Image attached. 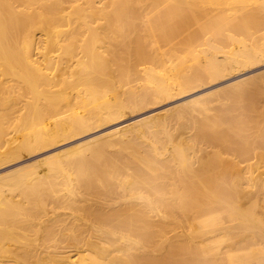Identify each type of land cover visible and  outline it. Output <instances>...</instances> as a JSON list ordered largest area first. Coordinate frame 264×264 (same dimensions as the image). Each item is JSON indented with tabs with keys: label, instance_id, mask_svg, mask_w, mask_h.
<instances>
[{
	"label": "bare ground",
	"instance_id": "bare-ground-1",
	"mask_svg": "<svg viewBox=\"0 0 264 264\" xmlns=\"http://www.w3.org/2000/svg\"><path fill=\"white\" fill-rule=\"evenodd\" d=\"M214 1L215 0H0V119L8 121L12 120L16 125V128L13 131L14 134L10 138H7L8 134L4 136L5 128L1 126L0 120V159L26 150H35L47 146L62 137L87 128L94 123L93 120L97 121L100 119L105 121L113 119L115 116L125 113L126 110L150 102L153 97L169 96L173 91L176 92L177 89L181 90L192 86L203 77H214L228 67L263 61L264 38H261V36L257 34L258 32L251 31L257 26L253 29L249 28L253 27L254 24H257L255 21L259 19H254V24L251 26L248 25V23H251V21L249 22V18L254 10L250 12L251 9L248 8V14L247 10L244 11V8L241 9L242 7H239L240 10H238L239 8H237V10L236 8L233 9V7L230 8L231 14L228 12V14H225L224 11L222 17L218 18L219 15L218 17L215 15V17H213L212 12L210 11L211 6H216V4L219 3L217 0ZM231 1L232 0L229 2ZM250 1L251 0L248 2ZM261 3L259 2V6ZM229 4V6H231V3ZM224 5L226 6V4ZM232 5L234 6L233 2ZM259 6H257L256 9L261 8ZM263 9H261V11ZM258 10H255V12ZM255 17L258 18L254 15V18ZM238 18L241 19V22H244V27L241 26L242 23L241 25H237L239 26V29L240 27H243L244 30L241 29L239 31H241V33L242 31L245 33L250 31L248 38L245 35L246 37H244L247 39L244 40L245 42L242 40L233 50L226 51L227 53L224 52L226 56L223 60H219L216 55V50H218V48L212 47V41H214L213 39H216L214 38V32L216 31V35L219 33L217 35L218 38L222 36H220V34H222L221 30L226 29L230 32V29H227L229 24H232L233 26L234 24H240V20L239 22L237 21ZM215 22L217 24H214ZM188 24H192V26H188L192 30L190 32L189 28L186 30ZM217 26L220 27V29L224 26V29L220 30ZM183 27L185 28L183 29ZM235 27L231 30V34L232 32L237 33ZM37 31H40V33L36 34ZM187 31L189 34H187ZM241 33H238L240 38H237H239V40L243 38L242 34L244 33ZM182 34H185L186 38L185 35ZM231 34L228 36L230 37V41H233L231 44H238L239 41H236L238 40L236 35L232 37ZM207 35H210L208 36L210 37L208 45L210 43H212V45L210 44V47L207 45L209 48L204 49V46L206 47L205 43H207L206 41L208 40L206 38ZM226 39L229 38L226 37ZM184 42H186L187 47L190 46L192 48L189 51L187 49L188 52L186 51L188 57L185 59L177 58V64L163 68L164 65L162 64L165 60H162L161 58L165 55V51H162V49H164L165 46L180 47L182 44L184 47ZM118 45L123 51H118ZM157 45L159 46L158 48ZM198 47H202L203 49H198ZM169 51H171L170 55L176 53L174 52V49ZM105 52L111 54H108L110 58L112 55L120 56L125 55V53L127 54L128 52L130 56L138 57L142 63L144 62V65L145 63L150 62L147 66L151 67H145L140 70L136 67L137 63L132 61L133 59H120L108 62L107 57L104 55ZM116 52L121 54L117 55ZM115 64L118 68H121V70L124 69L126 73V77H123L122 79L120 78V81L118 80L119 86L125 91V98L119 96L118 88L116 86L117 84L114 82L111 84L114 77L111 79L112 81L109 79L107 82L106 78H104L106 82L103 80V77H109L107 76L106 71H111V67ZM203 73L206 76H203ZM140 74L143 75L141 76ZM79 87H81V89L78 90L77 95H72L71 92ZM236 89L238 93L240 87L238 86ZM233 92H235V90ZM28 94H32L33 96L31 97V100L26 101L25 99ZM251 96L253 97V95ZM219 97L221 96H218L217 98ZM62 101L66 102V110L64 112L61 110V107H59ZM218 102L221 104V100ZM218 102L214 101V103ZM208 104H206L205 101L193 102L186 106V108H183V110H174L171 114L173 117L168 116V118L171 117L174 119L175 117L176 121V119H188L186 118L188 115H193V117H195L194 115L196 114L208 115V112L212 115L213 110L210 109H213V107H208ZM23 110L28 114L24 118L25 122L31 120L32 125L34 126L33 130L28 132V136H25L26 133L21 131L20 126L28 124L20 123L23 119ZM222 111H224L223 106ZM42 113L47 115H43ZM219 116L218 118H220ZM157 118L158 117L153 116L127 127L116 129L106 137L92 140L67 153L59 155L51 162L42 163V165L33 172L11 175L10 177L0 180V264H156L158 258L154 259L155 254H157V251L155 253V250V254L153 253V259L150 257V259L145 258L141 261V257H136V253L134 254L132 251L130 253V251L110 250L111 248H104L106 243L103 240H105V235H107V237L109 236L108 231L110 228L108 227L106 229V227L109 225L110 221L112 222V220L119 218L117 216L121 215L120 217H123V214H121L122 212L125 214L124 216L127 214L129 215L132 212H136L141 216L140 214L142 213L143 219L145 217L144 215H146V217L149 215H154V217L164 216L165 199L169 202L170 199H172V201L175 200L177 202L176 205L179 204L177 201L178 199L180 200L179 202H183L187 198L185 196L186 188L184 189L185 191L183 195V189L179 187L181 188V191L179 192H182L180 193L182 196L175 191L177 194H175V192L174 195L173 193H168L171 194V196L168 195L170 199H162L158 197L159 204L152 206V203H150L151 208H149V210L145 209L146 211L138 210L139 207H144L142 204V206H138V204H130L127 208H122L124 211H119L120 213H118V210H116V207L113 205L107 207V209L111 210L113 208L116 210L114 211L115 213H113V209L112 211L107 212L105 207H101L102 210L97 209L98 211H95V209L93 211L92 206H89V208L87 207V204L83 202L84 206L86 205L84 207L81 201L79 202L77 198L79 197L78 199L83 200L84 194H81V190L84 191V193L85 191L88 192L87 194L85 193V195H89L86 196L88 197L87 203H89V201L91 202L89 199L93 198L92 200L94 201L101 197V192L99 194L101 188H106L103 190L105 192L107 191V194L108 192L110 194L112 188L109 187V184H111L112 181L113 183L114 181L116 182L114 179H118V175H121L123 172L115 171L116 173L114 174H112V172L107 174L106 169L108 168L102 169V164L104 165V162L114 155L120 156L121 159H125L124 162L121 163L126 164V160H128L129 162L138 165V167L140 166L139 170L140 168H143L145 170L144 172H148L149 175H152V177L155 176V179H157L158 175L163 171L162 165L165 160V156L163 155H168L171 152L170 147L173 146L170 145V147H167L166 145V147H162L164 142L161 143L160 140H163L164 137L168 139V136H165L168 130H166V132L162 131L164 137L162 133H160L162 135H159L157 129L162 125V120L160 121ZM218 118L216 119L218 120ZM165 119L167 120V118ZM46 120H50V122L46 123ZM191 122H193V120ZM161 129L163 130L164 128ZM156 133L163 138L157 141L156 137L159 136H155ZM207 139L209 140V138ZM158 142H160L159 145H163H157ZM167 143L168 145L169 143L171 144L169 139ZM220 143H218V146ZM238 143L239 142L237 141H233L232 147L233 144H235L236 147ZM145 145L146 147L148 146L149 149L151 148V152L145 148ZM239 145L240 144H238V146ZM162 150L164 151L162 152ZM161 157H164L162 158L163 160ZM123 159L121 161H123ZM160 160H162L163 164ZM124 165L122 164L121 167ZM105 167H108V165ZM168 167H170V165H168ZM130 170H132V168ZM142 171H140L139 174H141ZM164 171L167 170L164 169ZM113 175H116L117 177L113 179ZM115 184L116 183H114V185ZM142 185L144 186L145 184ZM188 186H190V184ZM75 187L79 188L78 191L80 193H76L75 189L77 190V188ZM171 190L174 189L172 188ZM196 194L193 195L197 197ZM18 197L21 199L23 198L22 201L25 200L24 202L26 203H22L21 205V203L18 202L19 200H16ZM86 197H84V201H86ZM176 197L178 198L176 199ZM214 199L215 201L217 200L216 198ZM109 200L110 198L108 201ZM76 201L82 205L78 206L79 204L78 202L76 203ZM156 201L155 203H157ZM191 201L193 200L191 199ZM194 201L197 203L199 200L198 198H194ZM253 201H251V203ZM254 202V205L249 204L250 207L246 206L247 208L239 207L238 210L243 216L250 218L257 214L258 211L257 203L256 201ZM148 204L149 203H147V206ZM198 204L199 203L196 205ZM55 205L66 207L67 205H70L73 209L74 206H78L76 208L77 214L78 212L83 211L84 214L82 212L80 216L88 215L87 219H91L88 220L89 222L91 221V225L88 227L89 230H91V233H88L87 238L93 240L88 241L85 237L81 238L82 235L79 232L80 238H76L77 242L73 240L75 241L74 243H77L78 245L73 246L74 250H71V247H69V249L68 247L61 246L62 244H60V238L58 237L62 234L60 232L58 236L54 232L55 235L52 234L51 231L53 229L50 224H45L47 222L49 223V221L43 220V218L50 213V206H53L51 209L54 211L53 208L56 207ZM179 205L180 208L181 204ZM81 206L84 208L82 209ZM170 206L171 208L173 207L172 202ZM189 207H193V205L191 206L190 204ZM78 209L80 210L78 211ZM76 210L74 211L76 212ZM238 210L237 212L228 211L227 218L229 221L237 219H234V216L239 215ZM184 211L183 208L181 212ZM188 212L184 214L188 215ZM181 214L184 215L183 213ZM208 214L211 215L212 212H209ZM133 215L135 214H132L131 217ZM182 215H180V217ZM118 220L120 222V219ZM124 221H126L125 218ZM89 222H87L86 226L89 225ZM197 224L200 225L201 222L196 223L195 226ZM64 226L62 228H64ZM193 226L194 225H192V227ZM71 227L72 226H70V228ZM77 227L78 226H76L75 229L78 231V228L80 229V227ZM131 227H133V224ZM81 230H83V232L86 231V229L82 227ZM110 230H112V228H110ZM21 231L23 234L20 233ZM77 231H75V234ZM72 233L71 235L73 236ZM114 233H116V231ZM84 234L86 233L84 232ZM65 236L67 235L64 234L63 238ZM136 237L137 236H135V238ZM66 239H64L65 242ZM72 239H74V237H72ZM137 245V247H140L139 242H137ZM246 246L247 245L244 246L245 249L241 252L236 254H232L231 252V254H227L226 262L228 264H264V243ZM158 251L161 252V250ZM147 253L144 254V256L147 255L149 257ZM150 254L153 256L152 253ZM159 254L161 256V253ZM159 254L157 255L159 256Z\"/></svg>",
	"mask_w": 264,
	"mask_h": 264
},
{
	"label": "rangeland",
	"instance_id": "rangeland-1",
	"mask_svg": "<svg viewBox=\"0 0 264 264\" xmlns=\"http://www.w3.org/2000/svg\"><path fill=\"white\" fill-rule=\"evenodd\" d=\"M217 1H219V3H217V4L215 3L216 6L213 5V6H211V9H210L213 17H215V16L218 17V15H219L218 18H220L224 14V11H225V14L227 12L230 13V8H233V7H234L233 9L236 8V10H237V8L242 7L241 9L244 8V11L247 10L248 14H249V11H248L249 9H251L250 12H252L254 10L252 13L253 17H252V15L250 16V18H252V19L249 18V22L251 21V23L250 24L248 23V25L251 26L254 24L255 20H257V19H259V20L255 21V23L257 22V24H254L253 27H249V26L248 27L253 29V28H255V26H257L254 30H251V31L258 32L257 34L259 36H261V38H264V9H263L264 8V0L263 1L262 0H259V1L251 0L250 2H248L249 0H239V2H238V0H236V1L232 0L231 2H229L230 0H217ZM232 2L234 4V6L232 5ZM259 2L260 3L262 2L260 4V6H259ZM229 3H231V6H229L230 5ZM242 3H243V5H242ZM245 3H247V4H245ZM221 4H223V5H221ZM224 4H226V6ZM257 6L261 7V8H258L260 10L256 9ZM246 7H247V9H246ZM261 9H263V10L261 11ZM238 10H240V8ZM255 10H258L257 12H259L260 15H259V13L255 12ZM254 12H255V14H254ZM256 13H257V15H256ZM254 15L257 16L258 18H256V17L254 18ZM239 20H240V24H236V25L234 24V26L232 24H229V26L230 25L231 26L230 27L228 26L227 29H230V32L228 30L224 29V26H222L223 28H221V29H224L225 30V32H224V30H221L220 27H218L219 26V24H218L217 27L221 30V33H222V34H220V36L221 35L222 36L219 38L222 39V37H223V39L220 40L217 36L219 33L216 35V31H215L214 32L215 33L214 38H216V39L218 38V39L216 40V39L212 38L214 40V41H212L213 45H212V43H210V44L212 45V47L218 48V50H216L217 51L216 55H217L219 60L224 59V57L226 56L225 53H227L226 51L233 50L234 48H236L240 44V42L242 40L243 41L247 40V39H245V37L247 36V38H248V34L250 31L248 30L249 31L248 33L243 32L244 31L243 30L244 22L243 21L241 22V19L238 18L237 21L239 22ZM252 20H253V22H252ZM258 21H259V23H258ZM241 23H242V25H241ZM192 24L191 25L188 24L186 30H188V28L190 29V27H188V26H192ZM214 24H217V23L215 22ZM237 25H241L243 27H240V29H239V26H237ZM184 26H186V25H184ZM235 26H237L238 29ZM234 27H235L237 33L232 32V34H233L232 35L231 30H233ZM184 28L185 27H183V29ZM183 29H181V30H183ZM241 29L243 30L242 33H244V34H242L241 31H239ZM190 31H192V30L190 29L189 32ZM184 32H186V31H184ZM189 32L187 34H189ZM239 32L243 35L244 39L242 38L239 40V38H240L239 34H238ZM38 33H40V31L36 32V34H38ZM230 34L232 37L234 35H236V38L239 37V38H237L238 40H236V38L234 37L236 41H239L238 44H235V41H234L235 45H232L233 43L231 44V42H233V41L232 40L230 41V37H228ZM182 35H185V34H182ZM208 36H210V35L206 36V38L208 40L206 41L207 43L204 42L206 44V47L204 46V49L205 48L207 49L211 46L210 44H209L210 46L208 45L209 40H210V37H208ZM226 37L229 39H226ZM185 38H186V35H185ZM228 41H230V42H228ZM225 42L226 43L228 42V43L226 44ZM184 44H185L184 47L182 44L180 47L179 46H177V47L165 46V48L162 49V51H165V55H163L164 58H163V56L161 58L162 60H165L164 62L162 61L163 62L162 65H164L163 68L177 64L178 63L177 58L178 59L179 58L185 59L188 57L187 52L192 48L190 46H188L189 47L188 48L186 46V42H184ZM188 45H189V43H188ZM118 47H119L118 51L122 50V48L119 45H118ZM158 47L159 46L157 45V48ZM185 47H186V49H185ZM171 49L175 50L174 52H176V53L174 55H170L171 51H169V50H171ZM187 49H188V51H187ZM198 49H203V48L198 47ZM108 54L109 53H106V52L104 53L105 57H107V59H108V62L120 60V59H127V60L133 59L132 61L137 63L136 67L140 70H142L145 67H151V66H147V64L149 65L150 62L145 63V65H144V62L142 63L138 57L136 58V56H130V54H128V52H127V54L125 53V55H120L121 53L116 52V54L120 55V56H113L112 55L111 58L109 56L111 54H109V55ZM141 64H143V65H141ZM188 64H190V63H188ZM187 71H189V70H187ZM106 72H107V76H109V77H103V80L106 82V80L104 79V78H106L107 82H108L109 79L111 80V79H113V77H114V79L116 78L115 80L113 79V81L111 80L112 81L111 84L113 82L116 83L119 96L121 98H125L126 97L125 91L121 86H119V82H118V80L120 81V78L122 79L123 77H126V73H125L124 69L121 70V68H118V66H116V64H115L114 66L111 67V71H106ZM140 75L142 76L143 74H140ZM202 75L206 76L204 73ZM263 77H264V60L261 62L244 63L241 65H234L232 67H228L226 70H224L223 72L219 73L218 75H216L214 77H206V78L203 77L201 79L202 81L199 80L200 82L197 81V83L195 82L196 84L194 83L192 86H189L187 88H183L181 90L177 89L176 92L173 91V93L169 96L153 97V99L150 102H148L144 105H138L139 107L137 106V107H133L129 110H126L125 113L119 114V115L115 116L113 119L105 120V121H102L100 119H98L97 121L93 120L94 123L91 122L92 124L90 126H88L87 128L80 130V131H76V132H74L68 136L62 137V138L56 140L55 142L48 144L47 146H44L42 148L35 149V150H26V151L20 152L18 154H15V155H12L9 157H4V158L0 159V180L5 179L7 177H10L11 175H16V174L18 175V174H24L27 172H33L39 166H41L42 163L51 162V161H53V159L57 158L59 155H61L63 153H67V152H69V151H71V150H73V149H75V148H77L83 144H86V143H88L92 140L98 139L100 137H106L112 131H114L116 129L127 127L129 125H132V124L138 122V121H142L144 119L156 116V117H158L157 119H159L160 121L162 120V125L159 126V129H157L159 135L163 134L162 131L166 132V130H168L166 132L167 135L165 134V136H168V139L171 142V144L169 143V145H168V143H167L168 139L166 137H164V134H163V137L165 139L162 136H159L158 133H156L155 136H159V137H156L157 141H159L161 138H163V140L161 139L162 141L160 140V142L161 143L164 142V145L162 144L163 146L159 145L160 142H158L157 145L162 146L163 148L166 147V145H167V147H170V145H173L172 147H170L171 152L168 155L163 153L164 154L163 156H165V160L163 161L164 164L162 163V160H163L162 158H164V157H161L162 160H160V162L164 166L161 164L163 171L160 175H158V178L156 177L157 179H155V176L152 177V175H149L148 172L147 173L144 172L145 170L143 168H140V170H139L140 166L138 167V165H136L132 162H129L128 160H126V164L121 163V162H124L125 159L122 158L123 161H121L122 159L120 156L114 155L113 156L114 158L110 157L109 159H107L108 161L106 160L104 162V165L102 164V166H103L102 169L108 168V169H106L107 174H109L111 172H112V174H114V173H116L115 171L123 172L121 175H118V177H119L118 179L115 178V177H117L116 175L115 176L113 175L114 176L113 179L115 178L114 180H116V182L114 181V183H116V184L114 185L113 181H112L113 185H112V183L109 184V187H111L113 189L112 190L111 188H109V189H111L110 194H109V192L107 194L106 193L107 191L105 192L103 190L106 188H101V191L99 190V194L101 192V197L98 198L97 200H94V201L92 200L93 198L89 199V200H91V202L89 201V203H87L88 197H86V196H89V195H85V193L87 194L88 192L85 191V193H84V191H82L80 189L81 194L82 195L84 194L83 196L86 197L87 199H86V201H84L85 198L82 196L83 200L78 199L79 197L77 198V200L79 202L81 201L83 206H84V203L87 204V207L92 206L93 211L95 209H96L95 211L102 210L101 207H105V209H107V207H111L113 205L114 207H116V210H118V213H120L119 211H121V212L124 211L122 208H125V207L127 208L130 204H132V205L138 204V206L144 205V207L149 206L148 208H144L142 206V207H139V209H138L141 211H146V210H149V208H151L150 203H152L151 205L153 206V205L159 204V202H158L159 198H162V199L169 198L170 199L169 196H171L172 193L174 195L175 191H177L179 195H181L180 193L183 192L182 194L184 195V191H185L184 189L186 188V192L189 191L188 192L189 194L185 192V196L187 198L186 199L184 198V199L186 200V202H185V200L183 202H179L180 201L179 199L177 201L179 204H181V207L183 205L182 210H183V208L185 211L187 209L190 210V211L189 210L186 211V212L189 211L187 213L188 215L184 214V213H186L185 211L181 212L182 211L181 207L179 208L180 205L179 204L176 205L177 202L175 200L172 201V199H170V202L165 199V215L161 216V217L160 216L154 217V215H152V216L149 215L148 217H146V215H144L147 219L145 217L143 219L142 213L140 214L141 216H139V214H137L136 212L135 213L132 212L129 215L126 213L127 214L126 215L127 217H126V216H124L125 214L122 212L121 214H123L122 215L123 217H120L121 215L117 216L119 218H116L117 220L116 219L112 220V222L114 221L113 223L110 221L109 225L106 227V229L108 227H110V228H112V230H110V228H109V231H108L109 236L107 237V235H105V238H104L105 240H103V241H105L106 246H104V248H106V249L111 248L110 250L113 249V250L130 251V253L132 251V253H134V254L136 253V255H137L136 257H138V256L141 257V261L144 260L145 258L150 259V257H152L151 259H153L154 254L157 251V254L161 253V256H160V254H159V256L157 254H155L154 259L158 258L157 259L158 261L156 264H158V263L161 264L162 261H163L162 264L163 263L164 264H228L226 262L227 261L226 260L227 254H231V252H232V254H236L238 252H241L245 249V247H244L245 245L249 246L252 244L264 243V143H263L264 142V134H263L264 133V116H263L264 115V83H263ZM238 86L240 87V90L238 89V93H237L236 88ZM79 89H81V87H79L75 91L71 92V94L74 96L77 95V92ZM234 90H235V92H233ZM249 91H251V92H249ZM234 93H236V94H234ZM251 95H253V97ZM32 96H33L32 94H28L27 98L25 100L26 101L31 100ZM218 96H221V97L217 98ZM254 96H255V98H254ZM225 98H227V99H225ZM257 98H258V100H257ZM216 99L218 101L221 100L222 105L219 104V102ZM225 100L228 102H226ZM198 101H205L206 104L211 102V103H209L210 105L208 104V107H210V108L213 107V109H210V110H213L212 111L213 114L210 115L208 112V115L207 114H203V115L196 114V115H194L195 117H193V115L192 116L188 115L186 117L188 119H183L184 121L182 119H180V120L176 119V121H175V117H174V119L171 118V117H173V116H171V114L174 110H177V109L183 110V108H186V106L190 105L193 102L195 103ZM214 101H216L218 103H214ZM233 102H235V103H233ZM225 103L227 106L225 105ZM220 105H221V107H220ZM65 106H66V102H63V101L59 105V107H61V110L63 112L66 110ZM222 106H223L224 111H222ZM216 111L217 112L220 111L222 113H220V112L217 113ZM212 112H210V113H212ZM219 113L222 115H220ZM22 114H23V119L20 123H28V124L23 125V126L20 125L21 131L26 133L25 136H28V132L33 130L34 126L32 125L31 120H29L28 122H25L24 118L28 115L27 113H25V110L22 111ZM42 114L47 115L44 113H42ZM213 115H214V117H213ZM168 116H171V117H169L171 119H169ZM202 116H204V117H202ZM218 116L220 118H218ZM165 118H167V120ZM213 118H215V119H213ZM216 118H218V120ZM0 120H1V126L3 128H5L4 129V132H5L4 136L6 134H8L7 138H10L14 134L13 131L16 128L15 122H13L12 120L8 121L5 119H0ZM192 120H193V122H191ZM207 120H209V121H207ZM45 122L49 123L50 120H46ZM163 125H165V126H163ZM219 125H220V127H219ZM222 125H224V126H222ZM161 128H164V129L162 130ZM204 128L206 129V131ZM159 130H160V132H159ZM200 131H202V132H200ZM160 133H162V134H160ZM203 134L207 135V136H204ZM113 137H116V136H113ZM210 137H213V138H210ZM207 138H209V140ZM154 139H155V137H154ZM213 140L216 142H214ZM233 141L239 142L238 144H240V145L238 146V144H237L235 147V144H233V147H232ZM224 142H225L226 146H225ZM218 143H220L219 146H218ZM173 147H174V149H173ZM145 148H147L148 151L151 150V148L149 149V147L148 146L146 147V145H145ZM217 148H220V149H217ZM172 149L174 152L172 151ZM254 150H257V151H254ZM163 151L164 150H162V152ZM176 156H177V158H176ZM115 160H116V162H115ZM110 164H112V165H110ZM122 164L123 165L125 164V165L121 167ZM107 165H108V167H105ZM117 165H119V166H117ZM168 165H170V167H168ZM114 166H116V167H114ZM128 168H129V170H128ZM131 168L133 171L130 170ZM164 169L167 171H164ZM140 171H142L141 172L142 175L139 174ZM118 173H120V172H118ZM146 175H147V177H146ZM117 180H118V182H117ZM3 181H5V180H3ZM123 181H124V183H123ZM192 183L195 185H193ZM142 184H145V185L143 186ZM151 184L154 186H152ZM189 184H190V186H188ZM123 186H124V188H123ZM179 187H181L183 189L182 192H179V191H181V188H179ZM75 188H77V190L75 189L76 193L79 192L78 191L79 188L78 187H75ZM172 188L174 190H171ZM175 188L176 189L179 188L180 190L179 189L176 190ZM195 188H196V190H195ZM133 189H134V191H133ZM192 189H193V191L195 190L194 193H193ZM190 190L192 193L190 192ZM177 192H175V194H177ZM147 193H148V195H147ZM168 193H171V194H168ZM193 194H196L197 197H195ZM160 195H161V197H160ZM176 196H178V195H176ZM191 196H192V198H191ZM135 197L138 198L139 200L136 199ZM19 198L20 197L16 198V200H19L18 202L21 203V205H22V203H24V204L26 203V202H24L25 200L22 201L23 198L22 199L20 198L22 202L20 201ZM109 198H110V200L108 201ZM177 198L178 197H176V199ZM194 198H198V200H199L197 202V203H199L198 205H196L197 203L194 201ZM214 198H216L217 200L215 201ZM191 199L193 201H191ZM253 200L256 201V203H257V210H258L257 214H255L254 216H252L250 218L243 216L242 213L238 210L239 207L247 208L246 206H249V204L254 205L255 202ZM78 201H76V203ZM155 201L157 203H155ZM251 201H253V202L251 203ZM79 202H78V204H79ZM105 202H107V203H105ZM167 202H169V203H167ZM171 202L173 205L172 208H174L176 210L171 208V206H170ZM81 203L78 206L82 205ZM96 203H97V205H96ZM147 203H149L148 206H147ZM108 204H111V205H108ZM190 204H191V206L193 205V207H189ZM53 206H50V208H49L50 213L47 214L46 217L43 218V220L49 221V223L47 222L45 224H47V225L50 224V226L53 229L51 231L52 234L55 233L57 236L60 233L63 236H64V234L67 235L64 238L62 235H59L58 238H60L59 242H60V244H62L61 246L68 247V248L71 247V250H74L73 246H78L77 243H74V242L77 240L76 239L77 237L80 238V233L82 235L81 238L85 237V239H87L88 241L93 240V239L90 240L89 238H87L88 233L89 234L91 233L90 232L91 230H89V228H88L91 225V221L90 222L88 221L90 218L87 219L88 215L87 216L86 215L80 216V214L83 211H80L77 214L76 208L78 206H76V207L74 206V209H73V207H70V205H67V207L55 205L57 208L56 207L53 208L54 211H52L51 208ZM83 206H81L82 209L86 205L84 207ZM98 206L100 207V209ZM177 206H178V209H177ZM194 206L197 208H195ZM112 209L111 210L107 209V212L112 211ZM68 210L71 212H69ZM74 210H76V212ZM79 210L80 209H78V211ZM116 210L113 209V213H115L114 211H116ZM237 210L239 211V215L234 216V219H236V218L237 219L234 221H229L227 218L228 211L237 212ZM172 211L174 212V214ZM191 212H192V214L193 213H195V214L192 215ZM209 212H212V214L211 215L208 214ZM181 213H183L184 215H182ZM83 214H84V212H83ZM132 214H135V215H133L131 217ZM136 214H137V216H136ZM179 214L182 216L180 217ZM83 217H84V219H83ZM124 218L126 221H124ZM70 219H72V220H70ZM118 219H120V222ZM131 221L132 222L134 221V222L132 223ZM75 222L77 223V225ZM87 222H89L88 226H86ZM198 222H201V224L200 225L197 224L195 226V224ZM112 224H114V225H112ZM126 224H128V225H126ZM129 224H130V226H129ZM132 224H133V227H131ZM192 225H194V226L192 227ZM63 226H64V228H62ZM70 226H72V227L70 228ZM76 226L80 227V229L77 227L78 231L75 229ZM122 226H124V227H122ZM125 226H127V227H125ZM81 227L86 229L87 232L86 231H84V232L87 235L84 234L83 230H81ZM65 228H67L69 230V232ZM130 228H132V229H130ZM72 229L77 231L76 234H75V231H73ZM146 229H148V230H146ZM57 231H58V234H57ZM63 231H64V233H63ZM115 231H116V233H114ZM126 232H128V233H126ZM20 233L23 234L22 231ZM69 233H70V235H69ZM71 233L73 234V236L71 235ZM77 233H79V234H77ZM154 234H155V236H154ZM68 235H69V238H68ZM138 235H139V237H138ZM135 236H137V237L135 238ZM66 237H67V239H66ZM72 237H74V239H72ZM121 237H122V239H121ZM160 238H161V240H160ZM64 239H66V242ZM143 239H145V240H143ZM62 240L64 241V243ZM73 240H75V241H73ZM121 240H123V241H121ZM68 241H70L71 243ZM137 242H139L140 247L142 246L141 248L137 247L138 246ZM143 242H146V243H143ZM122 243H124V244H122ZM63 244H65V245H63ZM162 245H163V247H162ZM144 246H146V247H144ZM138 248H140V249H138ZM142 248H143V251H142ZM154 250H155V253H154ZM158 250H161V252ZM144 251H146V252H144ZM147 252H149V253H147ZM141 253H142V255H141ZM146 253L149 255V257L147 255H145L146 257L144 256V254H146ZM150 253H152L153 256H151ZM162 257H163V260H162Z\"/></svg>",
	"mask_w": 264,
	"mask_h": 264
}]
</instances>
